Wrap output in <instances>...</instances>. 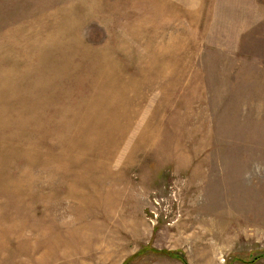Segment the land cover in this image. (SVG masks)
<instances>
[{
  "label": "rangeland",
  "instance_id": "1",
  "mask_svg": "<svg viewBox=\"0 0 264 264\" xmlns=\"http://www.w3.org/2000/svg\"><path fill=\"white\" fill-rule=\"evenodd\" d=\"M0 264H264V0H0Z\"/></svg>",
  "mask_w": 264,
  "mask_h": 264
}]
</instances>
